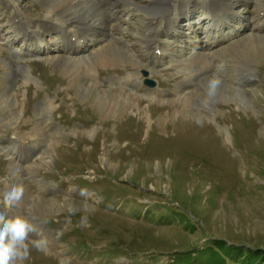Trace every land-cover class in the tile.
<instances>
[{
	"label": "rangeland",
	"instance_id": "rangeland-1",
	"mask_svg": "<svg viewBox=\"0 0 264 264\" xmlns=\"http://www.w3.org/2000/svg\"><path fill=\"white\" fill-rule=\"evenodd\" d=\"M6 1L32 11V21L45 15V0ZM115 1L138 59L135 27L154 6ZM86 7L97 25L93 40L99 39L107 6ZM261 7L264 0H241L215 36L204 13L190 8L176 24L181 58L172 54L152 65L142 57L138 71L114 50L116 60L87 74L93 46L72 70L62 67L67 58L51 41L61 33L46 36L48 44L23 52L17 62L8 59L7 39L0 41V192L8 184L24 189L15 207L0 198V214L23 217L34 229L29 238L47 241L43 250L30 247L23 264H59L61 257L71 264H167L173 254L213 240L264 250V33L250 36ZM225 36L232 40L223 45L226 52L214 50L215 70L201 75L203 67L188 65L181 72L178 61L190 62V50L198 58L210 54L212 45L206 46ZM241 63L250 67L244 76ZM213 77L220 84L208 97Z\"/></svg>",
	"mask_w": 264,
	"mask_h": 264
},
{
	"label": "bare ground",
	"instance_id": "bare-ground-1",
	"mask_svg": "<svg viewBox=\"0 0 264 264\" xmlns=\"http://www.w3.org/2000/svg\"><path fill=\"white\" fill-rule=\"evenodd\" d=\"M149 1L151 5L154 6L155 12L152 16H147V18L142 21V25L135 27V32H138L134 34L139 44L138 59L137 56L134 55L136 52H133L132 47L128 46L126 42V39L132 35L122 30V23H125V21L122 20V17H118V15H121V4L115 0H58V2L54 4L49 0H45L43 7L45 15H43V19L39 22L30 19L32 11L28 8L20 6L18 3L14 6L11 2L0 0V6L5 10V13L0 15V18H5L4 23H0V41L3 38L7 39V45L10 44V46L7 47H9L11 51V55L8 59L17 62L20 60L23 52L27 50L35 52L34 50H37V46L40 48L41 44H48V42L46 43L44 40L46 36L61 33V37H59V35V38H54L51 41L53 46H55L57 54H65L67 58L63 62L62 67L69 65V68L72 70L74 68L72 66L74 65V61L82 56L89 46H93L94 54L89 57V61L92 65L89 66L86 63V67L89 66L87 74L92 72V70H96L101 64L116 60L115 56L112 55L116 54L114 50L122 52L124 56H127L129 62L131 61L133 64L134 71H138L140 69L142 57H147L146 60L150 61L152 65H159L164 57L172 54L181 58L180 52L174 48L176 40L178 39V35L176 34L179 33L176 24L178 17L186 15L190 8L204 13L206 21L210 24L209 33L215 36L217 30L222 31L225 27L233 7L241 0H176L177 5L175 6L165 5L164 3H166V0ZM76 2H80V4L77 5L78 3L76 4ZM91 4L95 9L97 4L99 8L107 6V9L102 8V13L105 14L102 19L103 25H101L103 31L99 35L101 38L96 40H93L96 36H93L91 29L97 25L95 22H91L89 15L83 11V7L87 5H90V7L86 8L91 10ZM108 7L111 8V10L108 9ZM171 11H173V17L169 16ZM255 17V21L251 25L250 30L251 37L262 32L264 33V7H261ZM9 30L11 32H9ZM11 34H14L17 40L20 41L21 44H24L25 47L23 49H13V42L17 40L10 39L9 37ZM190 34L193 33L191 32ZM202 39L209 40V37L205 36ZM259 39L261 38L259 37ZM231 40L229 36H225L221 41H212L206 46L211 48L212 45V52H210V54H204L199 58L195 50H190L195 56L193 57V54L190 56V62H187L188 58L182 61L179 60L178 64H182L179 69H181V72H184L187 71L188 65L203 67L202 70H199L201 75L211 71L213 67L215 70L218 56L217 52L214 50L222 49L220 52H226L223 49V45L229 44ZM201 41L202 40L197 38V35L194 36V42L196 44L199 43V45H201ZM207 52L204 51V53ZM59 56H54V60H52L53 63L58 62V60L56 61L55 59ZM129 56H131V59ZM176 57H174L175 60L177 59ZM122 62H126V59ZM83 70L81 69L78 73V77L83 78ZM238 70L239 75L241 76V74H243L244 76L249 72L250 67L247 63H241ZM194 72L196 75L198 74L197 76L199 77L198 70ZM130 77L132 76L128 75L125 80H129L131 86L139 89V87L135 86L136 81H134V79L131 80ZM187 79L188 77H185V80ZM129 83L127 84L129 85ZM8 101L9 97L6 96L3 105H6ZM48 189L50 188L47 186L44 190Z\"/></svg>",
	"mask_w": 264,
	"mask_h": 264
},
{
	"label": "clouds",
	"instance_id": "clouds-1",
	"mask_svg": "<svg viewBox=\"0 0 264 264\" xmlns=\"http://www.w3.org/2000/svg\"><path fill=\"white\" fill-rule=\"evenodd\" d=\"M220 84L219 79L213 77L207 81L205 92L208 97L216 94ZM24 189L20 185L8 184L0 198L10 207H15L21 200ZM69 211H74L71 207ZM34 231L26 219L21 216L5 218L0 214V264H23L28 259L30 247L40 251L46 248L47 241L43 238L31 240L29 233ZM59 264H71L68 257H61Z\"/></svg>",
	"mask_w": 264,
	"mask_h": 264
},
{
	"label": "trees",
	"instance_id": "trees-1",
	"mask_svg": "<svg viewBox=\"0 0 264 264\" xmlns=\"http://www.w3.org/2000/svg\"><path fill=\"white\" fill-rule=\"evenodd\" d=\"M264 264V250H248L241 246H228L222 240H213L210 246L191 252L173 254L167 264Z\"/></svg>",
	"mask_w": 264,
	"mask_h": 264
},
{
	"label": "water",
	"instance_id": "water-1",
	"mask_svg": "<svg viewBox=\"0 0 264 264\" xmlns=\"http://www.w3.org/2000/svg\"><path fill=\"white\" fill-rule=\"evenodd\" d=\"M143 76L146 77V73H143ZM145 84L148 85V86H153L154 85V83L150 82V81H145Z\"/></svg>",
	"mask_w": 264,
	"mask_h": 264
}]
</instances>
